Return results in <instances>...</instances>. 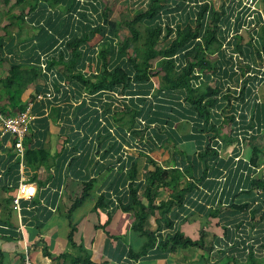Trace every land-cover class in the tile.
Here are the masks:
<instances>
[{
    "label": "crops",
    "instance_id": "crops-1",
    "mask_svg": "<svg viewBox=\"0 0 264 264\" xmlns=\"http://www.w3.org/2000/svg\"><path fill=\"white\" fill-rule=\"evenodd\" d=\"M70 1L61 0L54 7L49 5L51 2H42L48 6L46 12L28 10L21 19L32 29V35L12 32L9 38L0 36V57L5 60L0 66H8L2 69L3 73L0 68V78L8 73V59L27 66L38 65L41 74V66L45 65V73L19 96L22 111L29 107L32 117L23 141L24 155L30 150H40L35 154L33 164L26 163L24 157L22 165L14 149V138L4 133L0 125V264H24L26 260L30 264H69L61 257L65 252L70 256L77 255L67 240L69 222L75 226L72 237L75 247L83 246L92 264H248L249 252L253 250L254 254H260L258 250L264 240V117L244 111L247 114L244 119L248 117L252 125L257 122L261 125L257 128L248 126V141L239 146L234 138L242 137L245 130L239 127V120L236 125L226 124L219 130L220 157L216 159L213 171H208L204 183L198 184L199 191L192 195L193 200L168 213L167 217L173 222L170 229L165 228L157 211L147 212L146 228L160 234L159 239L169 230L179 231L192 240L202 236L209 259L203 255L205 249L198 247L177 248L170 253L154 247L145 256L130 259V248L138 250L143 242L131 232L136 210L124 212L119 203L127 200L130 181L126 172L131 168L130 160L136 159L135 185L143 183V172L149 164L137 150V154L128 153L127 156L118 153L120 144L129 146L125 141L119 144L110 139L114 144L109 148L108 132L101 131V127L111 115L104 116L96 108L103 93H91L81 86L73 88L65 83L60 79V66H55L52 71L47 69L50 58L58 57L57 50L68 36L78 32L79 22L73 24L74 21L67 32L63 31ZM75 1L80 6L78 11L88 15V22L96 19L98 12H94L93 7L102 2ZM99 11H105V6ZM72 17L75 21L81 20L77 13ZM117 35L119 38L114 43L120 41L118 32ZM108 40H111L109 35H95L89 41V60L83 73L87 68L97 70L98 53ZM109 42L113 43V39ZM50 90L54 92L53 99H37ZM0 92L5 93L1 85ZM85 93L95 95L91 100L93 104H86ZM258 96L261 98V94ZM131 99L137 100L133 97L128 101ZM18 108L8 97L0 102V109L5 110V114L0 112L3 115H14ZM186 124L179 123L182 129L179 134L190 132V125ZM113 126L110 129L113 135L120 133L119 127L129 131V127L124 129L118 121ZM196 144L183 142L180 150L191 156L196 152ZM169 155L166 148L150 156L168 170L173 167ZM254 155L257 159L252 163L250 159ZM140 157L142 164L138 163ZM152 169L149 166L147 170ZM21 180L34 184L36 195L30 200H20L16 206L14 198ZM89 183L91 185L85 191L84 187ZM156 194L155 204L166 201L170 192L160 188ZM100 196H105V201L110 204L105 210L94 209ZM79 199H82L81 205L73 211L69 221L70 205Z\"/></svg>",
    "mask_w": 264,
    "mask_h": 264
},
{
    "label": "trees",
    "instance_id": "trees-1",
    "mask_svg": "<svg viewBox=\"0 0 264 264\" xmlns=\"http://www.w3.org/2000/svg\"><path fill=\"white\" fill-rule=\"evenodd\" d=\"M17 1L22 3L25 0ZM256 1L261 4L260 10L251 6ZM40 2H51L49 5L53 6L59 5L61 0H32L29 11L46 12L48 6L43 3L40 6ZM127 3L128 11L133 15L121 24L128 29L129 36L114 43L119 38L117 32L121 24L111 20L105 11H99L103 4L93 7L98 16L88 22V15L79 12V4L71 0L66 7L68 13L63 21L66 23L63 31L67 32L74 21L73 24L79 22L78 32L68 36L57 50V59L50 58L47 69L60 66V79L73 88L81 86L91 93L106 92L107 102L104 106L99 102V105L104 108V116L111 115L101 127V131L108 132L109 148L113 147L114 140L119 144L125 141L129 144L127 147L136 148L153 168H145L144 181L137 185L133 183L137 174L136 159L130 160L131 168L126 172L130 181L128 195L119 207L124 212L136 210L131 232L143 242L138 250L130 248L128 257L140 258L154 247L168 253L188 247L209 252L202 236L192 240L179 231L169 230L164 238L159 239L160 234L146 228L147 212L157 211L165 228L170 229L173 222L167 217L168 213L193 200L192 195L199 191L198 184L204 183L208 171H213L216 159L220 157L219 130L239 120V127L245 129L242 137L234 138L239 146L248 141V126L257 128L261 125L260 122L252 125L250 118L248 121V117H243L247 115L246 110L249 114L264 117V99L256 93L258 85L264 84V0H128ZM76 13L81 20L75 21L72 17ZM17 18L21 19V14ZM95 35H109L111 40L101 46L96 74H86L82 69L89 60L88 43ZM112 39L113 43L109 42ZM237 57L242 58V64ZM2 61L5 60L0 57ZM7 61L10 62L8 73L0 78V85L20 112V94L43 74L38 65L27 66L13 59ZM160 72L162 76L158 81ZM114 92L137 100H123L119 102V108L113 109L114 101H118L111 94ZM0 112L5 114L4 109ZM121 113L128 116L129 131L118 128L121 134L113 135L110 129L119 121ZM180 122L190 125L189 133L179 134L175 126ZM183 142H196V152L186 155L180 150ZM123 145L120 144L118 149L120 154L124 153ZM166 148L170 151L169 163L173 166L168 170L150 156ZM39 151H27L24 155L26 163L33 164ZM256 159L257 155H254L250 162L254 163ZM90 185H85V191ZM160 188L170 192L169 198L155 204ZM81 200L70 205L69 221L73 211L80 207ZM109 205L105 196H100L94 209L105 210ZM69 226L68 244L77 255L70 256L65 252L61 257L69 264H92L83 246L75 247L72 240L75 226L70 222ZM259 251L260 254H254L253 250L249 252L248 264H264V240Z\"/></svg>",
    "mask_w": 264,
    "mask_h": 264
},
{
    "label": "rangeland",
    "instance_id": "rangeland-1",
    "mask_svg": "<svg viewBox=\"0 0 264 264\" xmlns=\"http://www.w3.org/2000/svg\"><path fill=\"white\" fill-rule=\"evenodd\" d=\"M99 1L102 2V4L105 6L106 15L110 19H113L114 21H117L120 24L122 23V21L132 17L133 15L132 14L133 12L128 11V7H127L128 0H99ZM244 1L247 2V0H244ZM30 2H32V0H25L22 3H19L17 0H7L6 2H4L3 0H0V36L9 38L12 35V32H15V33L17 32V34H20L22 36L32 35V29L28 27V25H26V23L24 22V19L17 18L19 14H21L23 18L24 15H26V12L28 13ZM56 5L57 4H53V7ZM251 6H253L254 8L258 10L261 9V4L259 3V1L252 2ZM118 33L120 35V41L123 40V38L129 36L128 29H126V27L122 24L119 26ZM242 34H244L245 36V33H242ZM128 51L131 52L132 50L130 49ZM0 68L2 70V69L8 68V66L7 64H3L0 66ZM3 71L4 70H2V73ZM161 76H162V72H160V74L158 73V78H157L158 81H160ZM156 84L158 85V82H156ZM4 94L1 93L0 95L1 103H2V99L6 98L7 100V95L6 94L4 95ZM258 94H261V98L263 100L264 99V84L261 86H258ZM118 117L122 118V119L120 118L118 123L122 125L124 129L130 126V124L128 123V116H124L121 113ZM175 128L178 130V132H181L182 130L181 125L179 124H177ZM137 137H139V135ZM128 148L124 149V151L127 154L128 153L137 154L136 149H132V148L130 149V147ZM142 162H143L142 157H140L138 163L142 164ZM139 167H141V165H139ZM203 255L205 256L206 260L209 259V254L207 252H204Z\"/></svg>",
    "mask_w": 264,
    "mask_h": 264
},
{
    "label": "built area",
    "instance_id": "built-area-1",
    "mask_svg": "<svg viewBox=\"0 0 264 264\" xmlns=\"http://www.w3.org/2000/svg\"><path fill=\"white\" fill-rule=\"evenodd\" d=\"M237 60H238V62H240V64H242L241 63L242 58L237 57ZM235 66L237 67V65H235ZM44 68H45V65H42L41 66L42 73H45ZM84 72L86 74H96V71L89 70V68L85 69ZM263 80H264V78H263ZM62 85L64 86L66 84L62 83ZM260 85H262V84H259L258 86H260ZM256 93L258 94V87L256 88ZM111 94H113V97L118 100V102H116L112 106L113 109H115V107L119 108V105H120L119 101L129 99L128 96H123V95H120L116 92L111 93ZM106 96H107V94H106V92H104L102 99H101V104L102 103L104 104L105 102H107ZM53 97H54V92H52L50 90L48 92L40 94L37 97V99L38 100H42V99L51 100V99H53ZM83 97H84L86 104L90 105L93 102L91 100H92V98H95V95L89 96V94L85 93V94H83ZM96 108L98 109V111L100 113H102L103 109H102L101 105L98 104V106ZM31 119H32V117H31L30 112H29V107L26 108L24 111H20L14 115H3L0 113L1 129L4 133L10 134L14 138V141H15L14 142V149H15L16 155L20 158L22 165H23L22 160L24 158V153H25L23 141H24V138L26 136L27 128L31 122ZM125 148H128V147L127 146L123 147V151ZM131 148L136 149L134 147H130V149ZM123 155L127 156L128 154L124 151ZM35 195H36V186L32 183L26 182L25 180H21L18 187H17V193H16V197L14 198V204L16 206H18V203L20 202V200H30ZM24 264H30V263L28 262V260H26Z\"/></svg>",
    "mask_w": 264,
    "mask_h": 264
},
{
    "label": "clouds",
    "instance_id": "clouds-1",
    "mask_svg": "<svg viewBox=\"0 0 264 264\" xmlns=\"http://www.w3.org/2000/svg\"><path fill=\"white\" fill-rule=\"evenodd\" d=\"M43 74V73H42ZM52 77V76H51ZM263 85V84H262ZM261 86V85H260ZM258 95V94H257Z\"/></svg>",
    "mask_w": 264,
    "mask_h": 264
}]
</instances>
